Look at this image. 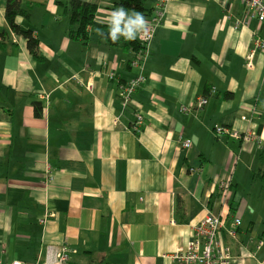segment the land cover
Returning a JSON list of instances; mask_svg holds the SVG:
<instances>
[{
	"label": "crops",
	"instance_id": "0c3cea01",
	"mask_svg": "<svg viewBox=\"0 0 264 264\" xmlns=\"http://www.w3.org/2000/svg\"><path fill=\"white\" fill-rule=\"evenodd\" d=\"M85 1L97 9L82 37L69 0H21L35 57L0 0V260L49 264L66 246L72 264H175L213 214L232 264H264V53L249 58L264 24H243L242 0H173L141 69L136 20L158 0L144 18ZM142 73L127 103L120 88Z\"/></svg>",
	"mask_w": 264,
	"mask_h": 264
},
{
	"label": "built area",
	"instance_id": "2783aa9c",
	"mask_svg": "<svg viewBox=\"0 0 264 264\" xmlns=\"http://www.w3.org/2000/svg\"><path fill=\"white\" fill-rule=\"evenodd\" d=\"M173 0H158V8L155 10L156 15L153 18L144 21L143 27H141V33L139 37L140 51L131 63L134 67H140L143 69L144 63L149 56L150 43L154 37L156 28L160 26L161 20L164 17L163 9ZM246 8L245 19L242 21L245 24L246 20L252 19L260 24H264V0H242ZM256 50L253 51L249 58L252 60L255 57L257 51L264 53V42L256 40ZM114 75L110 76L113 79ZM146 81V77L139 75L137 78L131 80L127 84L121 86L122 96L128 103L131 100L133 93L137 88ZM208 103L206 98L201 99L198 103L199 108L204 107ZM143 117L137 114V122L134 126L136 131H140L143 125ZM216 135L227 134L233 139L251 141L254 135L246 133L241 135L236 131L224 127L222 125H216L214 128ZM182 147L190 149L192 143L189 140L182 141ZM234 229L229 230L231 237L236 236L235 228L241 225V219L235 218ZM225 222L220 215H208L200 224L196 225L193 229V240L185 249H179L173 256L175 264H232L233 253L230 247L224 245L220 240V234L224 230ZM51 259L49 264H72L69 251L66 246L60 249L52 248L50 250ZM50 258V257H49ZM0 264H24L23 262L14 261H2Z\"/></svg>",
	"mask_w": 264,
	"mask_h": 264
},
{
	"label": "trees",
	"instance_id": "16d2710c",
	"mask_svg": "<svg viewBox=\"0 0 264 264\" xmlns=\"http://www.w3.org/2000/svg\"><path fill=\"white\" fill-rule=\"evenodd\" d=\"M7 3L6 8V20L10 25L13 32L17 35H22L28 40V48L30 52L38 57L37 53V41L33 38L30 31L26 32L21 30V28L16 24L15 20L17 16L22 13L21 0H5ZM147 0H116L115 7L120 9L123 12L134 11L146 17L148 11L146 9ZM97 9V4L88 3L85 0H69V10H70V19L73 25L78 26L77 34H81L82 37H86L88 31L91 27H94L95 22V13ZM72 33H74L72 31ZM108 39L111 42H115L112 39V35H108ZM140 47V46H139ZM140 49V48H139ZM40 111V108H38ZM264 159V153H263ZM261 178L264 182V172L261 174Z\"/></svg>",
	"mask_w": 264,
	"mask_h": 264
},
{
	"label": "clouds",
	"instance_id": "9594fccd",
	"mask_svg": "<svg viewBox=\"0 0 264 264\" xmlns=\"http://www.w3.org/2000/svg\"><path fill=\"white\" fill-rule=\"evenodd\" d=\"M136 24L138 26H140V27H143L144 21L142 20L141 17L137 16ZM119 31H120V29L118 27L113 30V32H112V39L113 40L116 39V33L119 32ZM126 36H127L128 39H132L133 38L131 29H129V31L126 33Z\"/></svg>",
	"mask_w": 264,
	"mask_h": 264
},
{
	"label": "rangeland",
	"instance_id": "374dc122",
	"mask_svg": "<svg viewBox=\"0 0 264 264\" xmlns=\"http://www.w3.org/2000/svg\"><path fill=\"white\" fill-rule=\"evenodd\" d=\"M148 1H149V0H147V2H148ZM147 2H146V3H147Z\"/></svg>",
	"mask_w": 264,
	"mask_h": 264
}]
</instances>
